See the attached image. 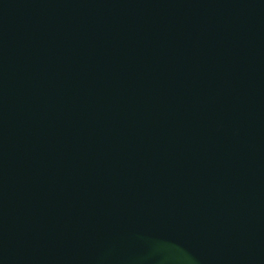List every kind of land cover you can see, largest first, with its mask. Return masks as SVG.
I'll list each match as a JSON object with an SVG mask.
<instances>
[{
    "label": "water",
    "instance_id": "obj_1",
    "mask_svg": "<svg viewBox=\"0 0 264 264\" xmlns=\"http://www.w3.org/2000/svg\"><path fill=\"white\" fill-rule=\"evenodd\" d=\"M0 264H264V0H0Z\"/></svg>",
    "mask_w": 264,
    "mask_h": 264
}]
</instances>
